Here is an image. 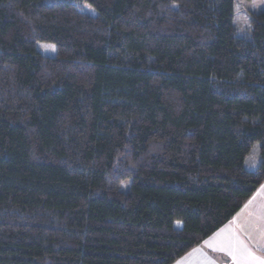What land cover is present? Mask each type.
<instances>
[{
  "label": "trees",
  "instance_id": "trees-1",
  "mask_svg": "<svg viewBox=\"0 0 264 264\" xmlns=\"http://www.w3.org/2000/svg\"><path fill=\"white\" fill-rule=\"evenodd\" d=\"M233 1L0 0V264H173L252 197L264 11L237 37Z\"/></svg>",
  "mask_w": 264,
  "mask_h": 264
},
{
  "label": "crops",
  "instance_id": "crops-1",
  "mask_svg": "<svg viewBox=\"0 0 264 264\" xmlns=\"http://www.w3.org/2000/svg\"><path fill=\"white\" fill-rule=\"evenodd\" d=\"M173 264H264V183L228 223Z\"/></svg>",
  "mask_w": 264,
  "mask_h": 264
},
{
  "label": "rangeland",
  "instance_id": "rangeland-1",
  "mask_svg": "<svg viewBox=\"0 0 264 264\" xmlns=\"http://www.w3.org/2000/svg\"><path fill=\"white\" fill-rule=\"evenodd\" d=\"M79 11L96 16V10L85 2L77 3ZM264 11V0H234L233 1V25L237 37H246L250 34V14ZM35 49L38 53L46 57H55L57 47L50 42H37ZM260 162L259 145L253 144L249 154L244 161V168L247 171H254ZM128 183H123L122 190L126 191Z\"/></svg>",
  "mask_w": 264,
  "mask_h": 264
}]
</instances>
